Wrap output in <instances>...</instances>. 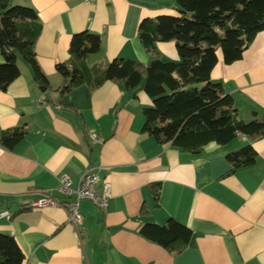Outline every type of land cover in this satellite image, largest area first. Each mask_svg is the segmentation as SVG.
Masks as SVG:
<instances>
[{
	"label": "crops",
	"instance_id": "1",
	"mask_svg": "<svg viewBox=\"0 0 264 264\" xmlns=\"http://www.w3.org/2000/svg\"><path fill=\"white\" fill-rule=\"evenodd\" d=\"M35 8L42 32L35 51L49 85L39 84L31 64L19 57L21 75L0 90V136L26 126L9 149L0 144V232L13 235L24 264H264V135H239L228 144L210 142L198 153L161 144L143 132V107L153 100L124 81L108 80L62 93L58 63L71 58L73 35L89 30L101 48L86 58L105 67L118 57L148 63L152 56L138 35L147 17L178 14L177 0H11ZM1 12V9H0ZM167 59L179 60L175 41L159 42ZM4 61L0 50V63ZM235 99L240 119L264 116V30L244 57L221 58L212 72ZM43 87H46L43 90ZM97 133L103 144L90 141ZM251 144L257 161L234 168L227 154ZM97 171L111 185L107 209L81 204V237L61 207L31 209L41 192L58 194L59 178L76 187L81 175ZM152 183H161L158 202ZM174 218L193 231L189 245L172 253L140 234L147 222Z\"/></svg>",
	"mask_w": 264,
	"mask_h": 264
},
{
	"label": "trees",
	"instance_id": "2",
	"mask_svg": "<svg viewBox=\"0 0 264 264\" xmlns=\"http://www.w3.org/2000/svg\"><path fill=\"white\" fill-rule=\"evenodd\" d=\"M0 90H5L21 75L19 57L31 64L36 81L44 86L49 79L42 70L35 46L42 32V21L31 6L0 0ZM178 14L144 18L138 29L143 46L153 57L148 63L118 57L105 67L90 66L89 54L101 48L99 34L89 30L73 35L71 58L58 63L64 78L60 90L72 91L88 84L92 88L104 82L124 81L129 90L142 89L153 100L143 107V132L159 143L193 153L210 142L228 144L239 135L258 138L264 135V116L252 121L240 119L235 99L225 92L212 72L222 58L232 64L241 60L251 42L264 30V0H177ZM175 41L179 60L167 59L157 43ZM27 134L26 126L8 129L0 144L12 149ZM234 168L256 163L257 152L251 144L227 154ZM161 183L151 189L158 202ZM140 234L172 253L183 251L193 231L171 218L167 224L147 222ZM25 254L13 235L0 232V264H24Z\"/></svg>",
	"mask_w": 264,
	"mask_h": 264
},
{
	"label": "built area",
	"instance_id": "3",
	"mask_svg": "<svg viewBox=\"0 0 264 264\" xmlns=\"http://www.w3.org/2000/svg\"><path fill=\"white\" fill-rule=\"evenodd\" d=\"M83 1L92 2L95 0ZM90 141L103 144L105 139L97 133H92L90 135ZM101 180L102 178L97 171L89 169L81 175L77 186L74 187L73 181L69 175L63 174L59 178L57 195L49 191L41 192L29 202L28 207L31 209H42L53 206L67 209L69 212V221L75 227L79 237H81L84 233V216L81 211L82 202L90 201L96 207L105 211L112 196L111 185L109 182H104V189L102 191L98 189ZM6 214H8L7 211L2 212L0 216Z\"/></svg>",
	"mask_w": 264,
	"mask_h": 264
},
{
	"label": "water",
	"instance_id": "4",
	"mask_svg": "<svg viewBox=\"0 0 264 264\" xmlns=\"http://www.w3.org/2000/svg\"><path fill=\"white\" fill-rule=\"evenodd\" d=\"M46 89V87H43V90H45Z\"/></svg>",
	"mask_w": 264,
	"mask_h": 264
}]
</instances>
